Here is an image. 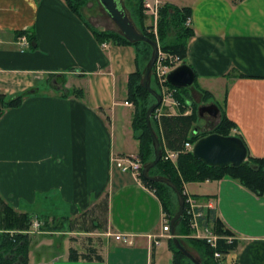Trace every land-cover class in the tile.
<instances>
[{
  "label": "crops",
  "instance_id": "1",
  "mask_svg": "<svg viewBox=\"0 0 264 264\" xmlns=\"http://www.w3.org/2000/svg\"><path fill=\"white\" fill-rule=\"evenodd\" d=\"M159 1L192 9L186 64L210 98L223 95L220 106L248 155L264 160V0ZM88 20L66 0H0V95H25L0 119L2 210L46 220V228L59 219L82 222L76 230L37 232L48 252L37 264H173L170 238L158 245L151 238L162 234L161 201L138 177L113 165L114 157L139 154L128 81L143 56L136 46L99 44ZM23 36L28 48L20 46ZM55 77L69 91L77 81L74 90L82 94L65 97L52 83L42 92L40 83ZM184 188L215 211L231 232L224 238L238 242L222 264H264V196L229 178ZM74 234L90 236L91 245L80 247L84 239ZM109 234L132 235L134 245ZM60 235L70 239L67 252L51 251L49 237ZM64 245L58 241L60 249Z\"/></svg>",
  "mask_w": 264,
  "mask_h": 264
},
{
  "label": "trees",
  "instance_id": "2",
  "mask_svg": "<svg viewBox=\"0 0 264 264\" xmlns=\"http://www.w3.org/2000/svg\"><path fill=\"white\" fill-rule=\"evenodd\" d=\"M66 2L73 13L81 16V9L85 5L86 0H66ZM137 5L139 25L142 29V34L154 41L158 39L162 53L167 56L179 57L181 63L186 64L188 43L194 36V30L191 25L192 9L189 7L180 8L168 3L161 5L158 10L156 37V34L153 32V26L151 25L149 27L145 23L146 15L144 12V0H138ZM92 32L96 41L101 45L112 43L117 45L136 46L139 49L138 53L140 58L143 55L140 49L142 45L149 47L152 51L149 44L145 42L131 43L127 41L122 34L114 32H99L96 30H92ZM171 34H174V37L171 38ZM145 72L146 70L144 71L143 67L140 68L136 73L129 76L128 81V100L134 104L136 110L133 121V130L135 132V137L139 141V156L141 157L144 167L155 159L154 143L146 123V115L150 107L147 106L146 98L144 97L146 95H151L141 81ZM195 83L196 80L194 84ZM187 89L188 88H183L184 91ZM177 92L175 98L180 103L181 112L177 115L165 113L161 115L158 120L154 118L155 115L153 114L151 124L153 131L157 135L161 144V151L164 152V147H166L169 150L180 152V155L175 164L166 162L162 159L150 170L149 176L170 179L183 194L185 192L184 185L187 183L218 181L229 178L238 182L256 195L264 196V160L254 159L248 155L247 160L240 167L236 168L228 166L225 168H219L208 166L197 160L193 156L192 151L184 152L186 143L194 144L210 134H219L225 137H238L243 142L244 140L240 135L233 132L235 126L227 118L221 106H219L220 122L217 126L214 125L212 127L214 128L213 131L204 132L202 134L198 133L197 135L194 134L197 121V110L193 109L191 113L186 114L188 109L185 107L184 100L182 99L179 90H177ZM202 93L207 99L210 98L208 92L204 91ZM71 94L79 95L82 94V91L68 90L65 97H70ZM24 98L25 95H21L7 100L4 95H0V119L6 111L19 107ZM154 174H157V176ZM140 180L147 188L156 194L161 201L164 214L171 223L172 219L175 217L172 207V196H175L174 190L167 185L149 181L142 175ZM184 197L187 199L186 194H184ZM2 205L3 204L0 203V264H15V260H20V264H27L29 259L28 249L30 236L22 232L31 231L30 229L32 228L33 220L29 214H19L15 212L13 208L8 206L3 207L4 210H2ZM204 223L211 226L214 233L220 237L216 250L212 249L204 240H197L189 237L192 235L193 231L190 227L186 212H184L183 216L175 224L174 235L178 238H173L169 241V247L173 252V264L191 263V260L184 252V250H188L179 238L185 237L191 242L193 247L196 245L203 250L204 254L201 264H217L214 260L215 252H219L221 255H227L237 247L238 242L236 240L229 241L224 238L232 236L231 232L228 231L219 218H217L214 210H206ZM45 230L52 231L48 228H45ZM11 231H15L16 233L11 236ZM176 239L180 242L183 248H180L176 244ZM75 255L77 254L73 250L71 252V258H74ZM82 258L88 257L84 256ZM76 259H79V257Z\"/></svg>",
  "mask_w": 264,
  "mask_h": 264
},
{
  "label": "water",
  "instance_id": "3",
  "mask_svg": "<svg viewBox=\"0 0 264 264\" xmlns=\"http://www.w3.org/2000/svg\"><path fill=\"white\" fill-rule=\"evenodd\" d=\"M99 2L127 41L131 43L145 42L152 48V56L150 64L146 70L144 85L156 100V103L150 106L146 115L147 127L154 143L155 159L152 163L144 167L142 176L149 181L167 185L174 190L179 202V212L171 221V233L174 235L175 224L184 214L185 197L170 179L149 176L150 170L162 160L161 144L153 131L151 119L154 112L162 105L163 97L158 91L153 90L149 85L151 73L159 58L160 46L157 41L144 36L137 30L121 0H99ZM195 79L196 75L193 69L187 64L179 66L168 75L169 85L175 88H190L194 85ZM51 82L58 91H62L66 94L68 93L64 84L57 82L56 77L53 78ZM199 115L200 117L208 115L213 119H217L220 116V109L216 104L202 106L199 108ZM192 153L197 160L207 164L208 166L219 168L232 166L237 168L244 164L247 160L248 149L245 143L238 137H225L219 134H210L195 143ZM175 242L180 248H183L177 239ZM184 252L193 264H201V262L197 261L191 253L186 250H184Z\"/></svg>",
  "mask_w": 264,
  "mask_h": 264
},
{
  "label": "rangeland",
  "instance_id": "4",
  "mask_svg": "<svg viewBox=\"0 0 264 264\" xmlns=\"http://www.w3.org/2000/svg\"><path fill=\"white\" fill-rule=\"evenodd\" d=\"M121 1H122V4H123L125 10L127 11L128 15H129V17L131 18L132 22L134 23L135 27L137 28V30L140 33H142V31H141L142 29L139 25V17H138V13H137V11H138V5H137L138 0H121ZM154 1L155 0H144V4L146 2H148L151 5H153ZM144 12L146 15V21H145L146 25L149 27L151 25L153 26V32L156 34V37H157L158 14L156 15L151 10H147L146 7H144ZM84 14H86V15H84ZM81 15L89 18L88 23L92 28L93 27L95 28V29L93 28V30H96V31L104 30V31H99V32H114L117 34H121L119 28L113 22V20L107 15L105 10L101 6L99 0H86L85 5L81 9ZM170 37L171 38L174 37V34H171ZM156 41L159 42L158 39ZM158 44H160V43H158ZM141 51L143 54L142 55L143 56L142 57V67H143V70L145 71V70H147V67L150 64L152 51L149 47H146L143 45L141 46ZM175 68H177V67H175ZM145 74H146V72H145ZM145 74L143 75L142 80H141L143 83H144ZM51 83H52L51 81L50 82H41L39 85L40 90L43 92L45 89H48L49 87H51ZM74 84H77V81H74V83H72V86H73L72 91H74V86H75ZM149 85L153 90L158 91L163 97V93L161 92V89L157 83V80L154 76L153 71H152L150 79H149ZM198 85H199V81L197 83H195L193 85V87H190L187 90H185L187 92H185L183 90V88H176L177 90H179V93L181 94V97L184 100L185 107L188 109L186 111V114L191 113L193 109L197 110V121L195 124V131H194V134H196V135L198 133L202 134L204 132L213 131L214 128H212V127L214 125L217 126L220 122V116L217 119H213V118L209 117L208 115H205L204 117H200L199 108L202 106L210 105V104H217L219 107L220 104H222V99H223L222 94L221 95L217 94L216 99H212V98L207 99L205 97V95L202 93L203 91L200 89V85L199 86ZM176 89L172 90L173 99L167 98L166 102L164 103L163 109H165L166 111L167 110H171V111L174 110L175 112L180 113L181 112L180 103L175 98L176 93H178ZM199 89H200V91H199ZM144 97L146 98L147 106L150 107L156 103V100L152 95L151 96L146 95ZM174 102H178L179 105H174ZM196 131H197V133H196ZM154 153H155V151H154ZM154 153H153V155H154ZM152 162H150V163H152ZM150 163H148V164H150ZM157 174H154V175L157 176ZM174 195L175 196H172V199H173L172 200V205H173L172 207L174 210V214L176 216L179 212V202H178V198H177L176 194H174ZM62 220L63 219L52 221L48 229L52 230V231L57 229L55 231H60L62 233V232H67L68 230H71V228L76 230L79 228V225L82 223L79 220V224H76V225L73 224L72 225V223L69 219H68V221L67 220L62 221ZM43 221L45 224L46 220H43ZM43 221L39 220L40 228L38 231H36L34 226H32V228L30 229L32 232H34L36 234H35V236L34 235L32 237L30 236V244H29V249H28V256H29L28 258L29 259H28L27 264H37L39 260L42 261V259H47V257H48V252H47V250L44 246V242H43V240H45V237L42 239L40 234L37 233V232H47L48 231V230H45L46 227L43 224ZM50 221H51V219H48V222H50ZM73 237H74L73 239H75V240L84 239L83 242H80V245H79L80 247L91 245V242H89V239H91L90 236H77L76 234H74ZM174 237H176V236L174 235ZM189 237L192 239H197V237L195 236L194 233H192V235H190ZM50 238H52L53 248H54L51 251H53V252H57V251L67 252L66 246H68L70 244V239L68 236L60 235L58 237H49V239ZM176 238H178V237H176ZM92 239L97 240L98 238L95 236ZM179 239L182 240L183 245L189 251V253L191 252L193 254L194 258L197 261L201 262L203 259V254H204L203 250L200 247H197L196 245H194V247H193L191 242L185 237L179 238ZM59 240H60V243L65 244L64 247H62L61 249L58 247V241ZM197 240H200V239H197ZM164 247H165V245H164ZM188 264H193V262L191 261V263H188Z\"/></svg>",
  "mask_w": 264,
  "mask_h": 264
},
{
  "label": "built area",
  "instance_id": "5",
  "mask_svg": "<svg viewBox=\"0 0 264 264\" xmlns=\"http://www.w3.org/2000/svg\"><path fill=\"white\" fill-rule=\"evenodd\" d=\"M145 7L147 10H151L154 14H158V9L160 7V1L155 0L154 4L151 5L150 3L146 2ZM29 41L26 36H23L20 40V46L23 48H28ZM181 63V60L179 57L175 56H167L166 54L160 52L158 61L156 62L154 66V76L157 80V83L161 89V92L163 93V104L166 102L167 98L173 99V93L172 90L168 86V75L169 73L175 69L176 66H178ZM126 105H130L129 103H126ZM174 105H179L178 102H174ZM131 106V105H130ZM162 113L157 112L156 118L159 119L161 117ZM193 145L190 143H186L184 147L185 151H192ZM180 155V152L169 150L168 148L164 147V152L162 154V158L166 162L176 163L177 159ZM113 165L121 171L122 173H129L132 174L140 179L142 172H143V162L141 158L138 155H130L125 157H114L113 158ZM187 199H186V216L189 220V224L191 229L193 230L195 236L197 239L204 240L206 243L212 248H217L218 240L220 239L219 236H217L212 228L209 225H206L204 223V218L206 215L205 208L190 195H188L185 192ZM33 226L35 227L36 231L40 228L39 221L35 220L33 223ZM162 226V234L152 236L155 240V244H159V240L164 237L170 238V232H171V225L167 217L164 215L161 221ZM113 236L117 242H119L122 245L125 246H132L134 245V237L132 235L128 234H109V236ZM231 240V239H227ZM215 259L219 260L221 258V254L219 252H215L214 254ZM222 264V263H219Z\"/></svg>",
  "mask_w": 264,
  "mask_h": 264
}]
</instances>
